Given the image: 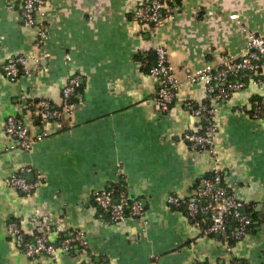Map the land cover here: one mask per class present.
Wrapping results in <instances>:
<instances>
[{
	"label": "crops",
	"instance_id": "1",
	"mask_svg": "<svg viewBox=\"0 0 264 264\" xmlns=\"http://www.w3.org/2000/svg\"><path fill=\"white\" fill-rule=\"evenodd\" d=\"M140 1L43 0L38 22L47 39L40 50L39 27L23 21V0H0V264H264V114L253 117V101L264 98V88L249 83L216 100L204 82L188 79L199 68L242 55L243 27L264 35V0H175L173 18L156 25L134 20ZM233 13L240 23L229 17ZM160 45L179 81L168 110L155 99L159 80L148 71ZM18 55L28 57L32 74L11 81L4 64ZM75 75L83 83L81 104L40 122L39 102L60 106ZM189 103L215 110L212 152L193 150L184 140L203 123ZM9 115L41 136L31 149L9 147ZM215 165L254 218L231 250L168 202L171 194L191 198ZM23 167L31 171L28 179H44L32 194L5 183ZM119 186L143 201V218L113 222L97 206L95 191ZM11 221L28 238L49 232L59 241L82 231L88 248L27 256L8 231Z\"/></svg>",
	"mask_w": 264,
	"mask_h": 264
},
{
	"label": "built area",
	"instance_id": "2",
	"mask_svg": "<svg viewBox=\"0 0 264 264\" xmlns=\"http://www.w3.org/2000/svg\"><path fill=\"white\" fill-rule=\"evenodd\" d=\"M175 0H141L135 13L134 20L144 25H156L172 19L170 5ZM43 0H23L22 17L25 25L38 26L39 41L37 46L43 49L47 39L45 26L38 22V17L44 15ZM240 23V16L233 13L229 16ZM247 36V47L242 55L229 57L220 65H206L188 75L191 81H202L209 95L216 99L230 97L234 92L245 88L249 83L264 88L261 77L264 66V35L255 33L247 27L242 28ZM39 64L40 59H34ZM145 62L144 65H147ZM149 74L159 80V89L155 99L162 109L168 110L176 98L179 81L168 60L167 49L160 45L156 48V60L149 67ZM4 73L11 81L18 80L23 75H31L29 59L24 55L12 56L4 64ZM81 77H71L62 90L60 106H53L48 101L39 102V119L45 123L57 119L64 114H71L82 102L79 88ZM77 100H73V97ZM253 117L264 114V98L257 97L253 101ZM188 109L202 119L199 131L188 132L184 135L187 144L196 151H213L214 137L218 125L214 121L215 110L207 103L201 105L188 104ZM5 132L12 139L11 149L29 150L41 136H32L29 128L21 117L9 115L5 120ZM29 168L23 167L16 174L5 179V183L25 194H32L44 181L42 175L28 179ZM97 206L108 214L113 222H123L128 218H143L146 207L140 198L132 197L124 187L104 188L94 193ZM171 207L184 208L187 217L195 223L204 235H219L227 248L232 249L251 229L254 218L245 211L246 203L232 195L224 183L222 171L215 165L207 175L200 178L196 192L191 198H183L171 194L168 197ZM8 231L17 247L27 256H54L58 251H71L75 247L88 248V241L82 231H70L59 241H53L49 232L39 233L31 238L26 237L18 223L11 221ZM84 264H107L106 261L89 260ZM194 264H203L195 262Z\"/></svg>",
	"mask_w": 264,
	"mask_h": 264
},
{
	"label": "trees",
	"instance_id": "3",
	"mask_svg": "<svg viewBox=\"0 0 264 264\" xmlns=\"http://www.w3.org/2000/svg\"><path fill=\"white\" fill-rule=\"evenodd\" d=\"M82 88H83V83L81 84V86H80V88H79V92H81ZM73 100H75V101H76V100H77V98L74 96V97H73ZM119 187H120V186H119ZM119 187H118V188H119ZM105 213H106V212H105Z\"/></svg>",
	"mask_w": 264,
	"mask_h": 264
},
{
	"label": "water",
	"instance_id": "4",
	"mask_svg": "<svg viewBox=\"0 0 264 264\" xmlns=\"http://www.w3.org/2000/svg\"><path fill=\"white\" fill-rule=\"evenodd\" d=\"M155 60H156V54L154 55V62H155Z\"/></svg>",
	"mask_w": 264,
	"mask_h": 264
}]
</instances>
